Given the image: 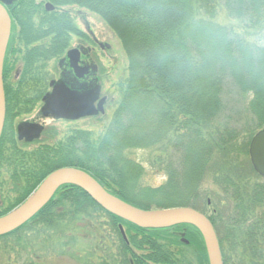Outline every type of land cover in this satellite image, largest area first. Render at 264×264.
<instances>
[{
  "label": "trees",
  "instance_id": "obj_1",
  "mask_svg": "<svg viewBox=\"0 0 264 264\" xmlns=\"http://www.w3.org/2000/svg\"><path fill=\"white\" fill-rule=\"evenodd\" d=\"M46 1L59 7L75 3L100 14L123 44L129 74L120 83L121 98L110 124L97 138L89 130L73 128L63 140L44 142L26 151L20 147L26 143L19 141L8 125L10 115L28 111L40 99L48 85L40 63L61 54L67 46V31L77 30L68 11L47 10ZM221 6L243 23L244 31L215 19ZM8 10L24 40L40 43L23 56L19 79L10 77L12 64L7 57L4 62L6 120L0 139V165L5 161L13 170L16 195L0 215L21 203L49 172L65 165L89 171L111 192L141 207L158 203L199 209L200 183L214 168L217 181L235 203L228 216L230 225L248 223V244L257 254L256 247L264 242V178L249 186L235 162L237 136L225 124L219 128L216 120L223 111L225 84L231 79L253 93L250 108L258 127L264 125V0H16ZM157 143H172L179 157L177 163L169 160L165 165L168 176L164 183L145 185L141 182L142 164L125 153L132 147ZM217 157L219 161H215ZM128 170L135 174L127 175ZM95 211L116 218V223L112 222L116 233L120 234L118 220L147 231L106 210L78 185L63 184L30 220L0 235L6 240L0 249V264H41L38 258L42 253L29 235L45 237L57 226L60 231L56 236L60 234L62 245L68 243L71 250L65 237L72 232L63 230L62 222L75 227L78 214ZM211 220L217 229L216 218L211 216ZM184 225L195 229L208 261L201 231L192 224ZM97 226L96 233H101V224ZM190 233L194 235L190 242L195 241L197 236ZM234 234V230L227 234L232 248L238 244ZM218 236L224 264H229L227 240ZM130 241L143 251L147 250L145 243L159 249L155 241H139L137 237H130ZM128 248L125 244V260L114 264H130L132 252ZM87 251L90 262L85 264H106L102 247ZM142 256L148 258L149 254ZM172 264L177 263L174 260Z\"/></svg>",
  "mask_w": 264,
  "mask_h": 264
},
{
  "label": "rangeland",
  "instance_id": "obj_2",
  "mask_svg": "<svg viewBox=\"0 0 264 264\" xmlns=\"http://www.w3.org/2000/svg\"><path fill=\"white\" fill-rule=\"evenodd\" d=\"M64 7L71 11L74 21L79 28L86 31L88 26L89 31H93L94 36L97 38L96 40H93V49L100 68L99 80L102 86V93L108 95L106 112L99 114L98 116H82L77 119L46 116L41 112L42 102L39 100L34 104L35 106H31L28 111H21L10 115V120L8 121V125L10 124L14 128L15 137H17L18 126L20 124H24L25 122L37 121L46 125V130L40 139L27 144L20 143V147L26 151H30L44 142L63 140L70 134L73 128L89 130L92 137L97 138L110 124L113 112L121 98L120 83L129 74V58L123 44L118 35L106 23L103 17L91 9L75 3L65 4ZM215 19L221 24L232 26L236 31H244L243 23L236 17L230 15L222 6L218 8ZM75 39V37L72 38V42H75ZM11 41L18 44L16 39ZM19 60L20 59L15 60V68L20 65ZM10 61L11 60L8 59V62ZM39 69L43 70V73L47 74L49 79H56L59 75V57L57 56L40 63ZM252 97L253 93L251 91L242 90L233 80L230 79L225 84L224 88L223 111H221L216 120V125L219 126V128H223V125L225 124L227 125L225 127L229 128V130L236 134L235 162L239 165V169H241L245 175V181L249 183V186L260 180L262 177L264 178V176L255 170L249 152L252 137L259 129L264 127V125L260 128L258 127V120L250 108V101ZM253 132L255 133L251 135ZM7 146H11L13 148L12 143H8ZM12 148L9 149L13 151ZM174 148L176 147H174L172 143L170 145L157 143L149 147L129 148L125 154H127V156L131 159L142 164L144 174L141 182L143 184L158 185L164 183L167 179L168 175L165 169L167 162H169V160H172V162H176L178 160L179 152ZM219 159L220 158L217 157L215 158V161H219ZM12 173L13 170L11 167L6 164L5 161L2 162L0 165V211L14 201L13 199L16 195V192L13 190L15 185ZM126 174L134 175L135 173L133 170H128ZM216 176L217 173L214 171V168L210 169L206 173L199 186L201 198L197 203V207L210 217L212 216L216 218L218 229H216L217 233L222 236L225 241L227 240L225 243V250L229 264H264V242H260V245L256 247L258 255H255V253L253 254L254 249H252L251 245L248 244V235H250L248 223L241 224L236 227L230 225L228 216L231 213L232 207L235 206V203L231 197L225 193L223 187L217 181ZM41 181L33 190L39 186ZM208 201H211V204H209ZM161 207L169 206H160L158 203H152L150 207L143 208ZM108 217L109 215L102 211H95L90 212L89 214H78L74 220L75 227H73V225L71 227L70 224L65 225L64 223L66 222H62V229L72 232L66 233L69 235H66L65 237V239H68L72 245L70 246L72 247L71 250L68 247V243L64 244L63 242L62 245V236L59 239L60 234L56 236V233L60 231V226H57L55 230L52 227L51 231L53 232L47 233V236L45 237L43 235L37 236L36 234H30L29 239L35 242L34 247L40 249V253H42L41 255L39 254V256L42 257L38 258L41 260L40 263L85 264L87 261L90 262L89 259H86L89 258L88 254H91L87 251V248H91L89 227H92L95 224H101V228L103 229V223H105L103 219ZM124 223L125 231L129 236L132 232L137 231L136 227H133L126 222ZM182 226L178 232L184 231V237L186 239L191 240L192 237H194V235L191 237L190 232L195 233L197 236L196 239H193L195 241H191L188 245L184 244V246H182L184 250L188 251V260L190 259L192 264H209V259L207 261L203 251L199 247V242L197 241L199 237L195 229L186 225H184L185 227ZM232 230H234L235 233L232 237L236 236L235 238L238 239V244L235 248L231 247V237L227 236V234L231 235ZM165 232L171 231L164 230L156 233ZM202 239L204 238L202 237ZM260 239L263 241V238ZM5 241L6 240L4 239H0L1 250ZM28 248L30 249V247ZM12 257H14V255ZM191 263L189 262V264Z\"/></svg>",
  "mask_w": 264,
  "mask_h": 264
},
{
  "label": "water",
  "instance_id": "obj_3",
  "mask_svg": "<svg viewBox=\"0 0 264 264\" xmlns=\"http://www.w3.org/2000/svg\"><path fill=\"white\" fill-rule=\"evenodd\" d=\"M16 0H0V139L5 124L6 95L4 88V60L12 28V18L7 8ZM48 10L54 9L51 1L45 3ZM74 49L69 50V54ZM73 65L76 61L73 60ZM76 66V65H75ZM100 87L96 85L90 91H79L64 82H58L50 92L45 109L56 117L76 119L81 116L105 112L107 96H102L98 104ZM42 125L31 123L20 128V137H39ZM249 152L255 170L264 176V127L251 139ZM75 184L81 187L106 210L146 228L168 227L188 223L195 225L202 233L209 264H224L220 241L216 229L207 214L190 205H177L161 208H143L112 193L89 171L75 165L60 166L52 170L28 197L9 212L0 215V235L6 234L32 218L55 194L63 184ZM122 231L125 233L123 226ZM185 241L188 239L185 238Z\"/></svg>",
  "mask_w": 264,
  "mask_h": 264
},
{
  "label": "flooded vegetation",
  "instance_id": "obj_4",
  "mask_svg": "<svg viewBox=\"0 0 264 264\" xmlns=\"http://www.w3.org/2000/svg\"><path fill=\"white\" fill-rule=\"evenodd\" d=\"M54 5L55 8L50 9V11L51 10L68 11V13L71 15L73 24L77 30L67 31V35H66L68 38L67 46L65 50L58 55L59 75L56 79L55 78L49 79V77H47L48 85L44 89V91H42L40 99L37 100V101L41 100L42 102L41 112L44 113V115L46 116H52V117H55V115H53L51 111L45 109V103L54 85L58 82H64L71 88L85 92L92 90L96 85H100L99 98L102 95H106L102 93V86L99 80L100 68L97 57L95 56L93 49V40H96L97 38L94 36L93 31H89L88 26L86 31H84V29L79 28L74 21L71 11L65 8L64 5L60 7L57 6L56 4ZM11 18H12V28L6 49L5 58L7 57L9 60H11L10 62L12 64V67L10 68V77L14 80H17L19 79L21 72L23 70V65H24L23 56L25 54H28V51L33 47L37 46V44H39L40 42H31V43L26 42L24 40L20 26L14 23L12 16ZM74 37L76 38L75 42H72V38ZM13 39H16L18 41V44H15L13 41H11ZM70 49H74L71 52V54H69ZM55 57L57 56L50 57L49 59ZM16 59H20L19 60L20 65L15 68ZM73 60L74 62L76 61L75 64L76 66L73 65L72 63ZM99 98L96 99L95 101L96 105L98 104ZM107 102H108V95L105 102V108ZM34 106L35 105H33V107ZM99 114L96 115L98 116ZM85 116H94V114L85 115ZM31 123L41 124V122H37V121L25 122L24 124H20L17 128V137H16L19 141H23L26 144L30 143L34 140L40 139L43 133L45 132L46 125L41 124L42 132L39 137H27V136L20 137V128H25L27 125ZM208 203L211 204V201H208ZM103 220L105 221V223H103L104 224L102 229L103 231L101 233L99 232L96 233V230H99V228L95 224L94 226L89 227L90 229L89 238L91 241L90 246L93 250L94 249L97 250L99 247L100 248L102 247L106 256L104 260L106 264H114L115 262L121 263L123 260H125L123 256L125 252V244L129 246L128 249H131L132 252V254L129 255L128 257L130 264H172L174 260L176 261L177 264H180L181 261H183L184 259H185L184 263L189 264L188 251L184 250L182 246H184V244L188 245L190 243V240L185 241L184 231L178 232L182 226L181 224H175L168 227H156V228L145 227V229L147 230L145 231V233H143L140 229L136 228L137 231L132 232L129 236L125 231L124 228L125 223L123 221L120 220L117 221L118 227L120 229V234H119L113 231L112 222L116 223V218L109 216L108 218H104ZM121 225L123 226L125 233L122 231ZM182 227H185L184 224ZM148 230H153V231L149 232ZM159 230L160 231L169 230L171 232L156 233V232H160ZM130 237H134V238L137 237L139 241L140 240H145L149 242L155 241L159 245V249L156 250L152 249L150 248L151 247L150 243H145L143 245L147 247V250L143 251V249H141L140 246L131 243ZM97 239L98 242L96 241ZM180 240L183 242H181ZM145 252H148L149 254L148 258L142 256V253ZM182 255H184L185 257L184 259ZM155 259H158L159 261Z\"/></svg>",
  "mask_w": 264,
  "mask_h": 264
}]
</instances>
